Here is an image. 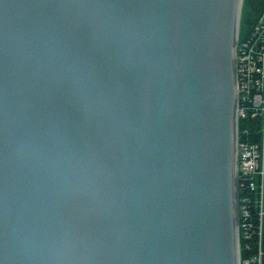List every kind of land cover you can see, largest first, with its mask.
<instances>
[{"label": "water", "instance_id": "95a60500", "mask_svg": "<svg viewBox=\"0 0 264 264\" xmlns=\"http://www.w3.org/2000/svg\"><path fill=\"white\" fill-rule=\"evenodd\" d=\"M243 0H0V264H242Z\"/></svg>", "mask_w": 264, "mask_h": 264}, {"label": "built area", "instance_id": "2783aa9c", "mask_svg": "<svg viewBox=\"0 0 264 264\" xmlns=\"http://www.w3.org/2000/svg\"><path fill=\"white\" fill-rule=\"evenodd\" d=\"M255 33L251 38H245L238 44L240 50V58L237 64V91L241 93V106H238V116L245 119H251L255 116L261 117V136L259 141H250L245 138V134L249 133L246 129L242 131L241 141L239 144V165H240V189L245 193L242 197V202L247 207H243L244 215L246 216L242 230L246 237L252 236V216L249 208L251 201L249 192L255 196V202L258 204L262 189L258 188L255 181L256 175L262 171V162L264 161V128L263 115L264 109L262 103L264 102V39ZM264 35V30H263ZM239 54V53H238ZM238 58V57H237ZM251 110V111H250ZM255 177V178H254ZM262 210V209H261ZM258 210L262 226L259 230V237L263 236L264 210ZM263 229V230H262ZM262 242V240H261ZM260 253V252H259ZM258 253V255H259ZM257 255V256H258ZM262 255L255 257L262 264ZM254 258V260H256ZM256 260V261H257ZM258 262V261H257Z\"/></svg>", "mask_w": 264, "mask_h": 264}, {"label": "rangeland", "instance_id": "374dc122", "mask_svg": "<svg viewBox=\"0 0 264 264\" xmlns=\"http://www.w3.org/2000/svg\"><path fill=\"white\" fill-rule=\"evenodd\" d=\"M239 29H240V34L238 35L237 38V44H236V63H238L239 58H240V50L238 47L239 42L244 40L245 38H251V35L253 32L257 30V34L261 37V39H264L263 35V30H264V0H243L242 3V8H241V14H240V20H239ZM239 53V54H238ZM238 57V58H237ZM237 67V64H236ZM237 69V68H236ZM264 76V73H263ZM241 93L240 95L238 94L237 91V106H241ZM262 108L264 109V102L261 104ZM238 109V108H237ZM245 120L238 116V110H237V181H238V194H239V199H238V205H239V232H240V245H241V237L243 236V223L246 218L243 212V207H247L246 204L242 202V197H244V194L242 192V189H240L239 183L241 182L240 180V165H239V144L241 141V135L242 131L246 130L244 128ZM248 123V122H247ZM263 128H264V115H263ZM261 131H262V126L260 130V136H261ZM262 172L258 173L256 175L255 181L258 184V188L260 187V190L262 189V192L260 194V199L258 204L255 202L254 206L258 208V210H264V161L262 162ZM261 210V213H262ZM259 225L260 228L262 226V220L260 219L259 215ZM263 229H264V223H263ZM262 229V230H263ZM245 234V233H244ZM259 252L263 251L262 255V262L264 258V231H263V236L259 237ZM262 240V242H261ZM259 253V255H260ZM258 255V256H259ZM257 256V258H258ZM256 259V258H255ZM257 260V259H256ZM255 260V261H256ZM258 264H261L259 260Z\"/></svg>", "mask_w": 264, "mask_h": 264}, {"label": "trees", "instance_id": "16d2710c", "mask_svg": "<svg viewBox=\"0 0 264 264\" xmlns=\"http://www.w3.org/2000/svg\"><path fill=\"white\" fill-rule=\"evenodd\" d=\"M251 111V110H250ZM248 122V123H247ZM261 117L255 116L251 119H245L244 128L249 131L245 134V138L250 141H259L260 140V130H261ZM251 201L249 208L252 216V236L246 237L243 233L241 237V260L242 264H258L254 258L259 253V230H260V221H259V212L258 208L254 206L255 196L253 193L249 192ZM264 264V258L263 262Z\"/></svg>", "mask_w": 264, "mask_h": 264}, {"label": "bare ground", "instance_id": "6f19581e", "mask_svg": "<svg viewBox=\"0 0 264 264\" xmlns=\"http://www.w3.org/2000/svg\"><path fill=\"white\" fill-rule=\"evenodd\" d=\"M243 2V1H242ZM240 34V29L238 28V35ZM237 108H238V106H237Z\"/></svg>", "mask_w": 264, "mask_h": 264}]
</instances>
